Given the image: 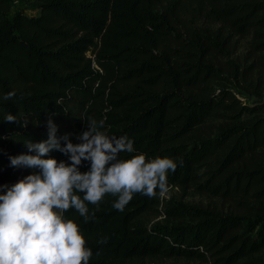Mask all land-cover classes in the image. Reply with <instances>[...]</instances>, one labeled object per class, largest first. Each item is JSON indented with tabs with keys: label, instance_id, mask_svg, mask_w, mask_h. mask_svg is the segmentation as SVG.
<instances>
[{
	"label": "trees",
	"instance_id": "1",
	"mask_svg": "<svg viewBox=\"0 0 264 264\" xmlns=\"http://www.w3.org/2000/svg\"><path fill=\"white\" fill-rule=\"evenodd\" d=\"M12 1L0 0V184L38 171L8 157L45 139L49 118L74 143L103 119L134 141L121 158H174L168 187L184 196L136 193L120 211L106 194L87 219L68 209L89 264H264V0H34L37 16L9 18Z\"/></svg>",
	"mask_w": 264,
	"mask_h": 264
},
{
	"label": "clouds",
	"instance_id": "2",
	"mask_svg": "<svg viewBox=\"0 0 264 264\" xmlns=\"http://www.w3.org/2000/svg\"><path fill=\"white\" fill-rule=\"evenodd\" d=\"M11 96L6 93L4 100ZM2 120L17 116L6 112ZM86 120L74 143L70 133L58 136L59 126L49 118L45 139L25 140L28 151L8 157L11 167L38 171L0 184V264H89L93 249L79 223L65 216L68 209L87 219L88 204L98 207L106 194L116 197L112 206L122 211L136 193L152 197L167 191L168 174L177 168L174 158L138 153L123 159L121 153L137 152L133 139L109 135L103 119ZM56 150L67 160L50 155ZM85 161L90 167L81 171Z\"/></svg>",
	"mask_w": 264,
	"mask_h": 264
},
{
	"label": "rangeland",
	"instance_id": "3",
	"mask_svg": "<svg viewBox=\"0 0 264 264\" xmlns=\"http://www.w3.org/2000/svg\"><path fill=\"white\" fill-rule=\"evenodd\" d=\"M18 11H22L28 16H37L39 14V8L37 7L34 0H13L11 9L8 13V17L12 18V16ZM245 51H246L245 46H242L239 52L235 54V56ZM236 90L238 91L237 93L238 96L242 97V99H244L246 102H252L253 100H255V96L253 94H249L245 92L244 90H239L238 88H236ZM261 94L263 95V99H264V88L261 89ZM183 196L184 194L182 193V191L178 187H174V186H169L167 188V191L160 193V198L162 201H166L172 198L182 199ZM159 219H161V217L154 218L153 222ZM130 264H184V263L179 262V261L172 263L164 259L163 260H156V259L136 260L134 259Z\"/></svg>",
	"mask_w": 264,
	"mask_h": 264
}]
</instances>
